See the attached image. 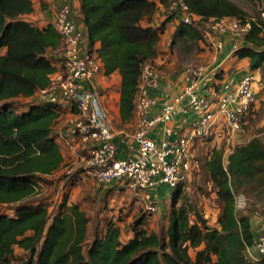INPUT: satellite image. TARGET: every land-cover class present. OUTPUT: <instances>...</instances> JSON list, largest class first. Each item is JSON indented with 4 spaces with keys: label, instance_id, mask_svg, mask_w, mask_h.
<instances>
[{
    "label": "trees",
    "instance_id": "obj_1",
    "mask_svg": "<svg viewBox=\"0 0 264 264\" xmlns=\"http://www.w3.org/2000/svg\"><path fill=\"white\" fill-rule=\"evenodd\" d=\"M170 1H81L90 48L99 44L95 50L106 75L121 76L122 122L134 119L142 68L154 65L166 24L177 16L154 24L157 12L161 7L169 9ZM183 1L199 21H179L174 38L205 39V24L212 19L250 23L233 57L246 59L251 71L264 72L262 18L248 17L231 0ZM33 12V0H0V264H264V257L254 259L249 254L256 249L257 232L237 207V196L264 174L263 139L236 148L226 162L223 150H212L205 168L220 205L214 228L201 215L195 213L191 222L186 209L174 207L166 234L152 231L148 222L153 213L146 209L147 214L134 221L127 242L112 221L89 241V216L79 204L68 203L70 191L54 213L33 201L39 183L64 164L56 129L66 114L58 104L35 98L57 69L50 51L63 52V44L52 23L39 28L26 19ZM218 76L222 79L224 72ZM185 183L173 188V203ZM16 247L28 253L25 261L17 259Z\"/></svg>",
    "mask_w": 264,
    "mask_h": 264
},
{
    "label": "built area",
    "instance_id": "obj_2",
    "mask_svg": "<svg viewBox=\"0 0 264 264\" xmlns=\"http://www.w3.org/2000/svg\"><path fill=\"white\" fill-rule=\"evenodd\" d=\"M169 11L186 24L199 21L183 0H171ZM52 26L63 44V61L50 75L48 85L36 92L35 98L58 104L68 113L67 145L71 159L75 157L80 162L92 181L125 187L141 197L151 213L157 211L155 191L158 188H176L188 180L195 160L196 140L222 131L229 135L244 133L248 118L258 104L256 85L259 80L254 73L236 84L230 76L219 79L218 67L201 63L185 69L187 85L163 107L158 117L151 118L149 111L155 100L148 90L159 83L162 72L151 63L145 64L136 108L139 123L135 133L127 139L134 156L118 158L108 114L99 94L88 88L104 70V64L96 50L90 48L86 31L77 25L70 3L61 7ZM205 26L213 34L212 46L217 51L224 47L222 35L230 33L243 42L251 29L250 23L228 17L212 19ZM238 47H234L230 56ZM211 80L215 82L209 86ZM181 107L194 118L187 129L178 133L170 124ZM161 124L165 125V137L161 141L150 138V131ZM255 248L264 257V234L257 237Z\"/></svg>",
    "mask_w": 264,
    "mask_h": 264
},
{
    "label": "rangeland",
    "instance_id": "obj_3",
    "mask_svg": "<svg viewBox=\"0 0 264 264\" xmlns=\"http://www.w3.org/2000/svg\"><path fill=\"white\" fill-rule=\"evenodd\" d=\"M231 1L246 11L248 17L252 19L262 18L264 20V0ZM209 47L208 38L196 41L186 36H178L174 38V45L171 47V51L173 50L176 53L172 52L175 55L170 61L175 60V65L183 69L201 63H208L204 60V55L205 52L211 51ZM236 60L238 59L236 58ZM238 61L236 64L240 65L242 69L246 67L245 64L243 66ZM241 73L239 70L234 69L230 78L235 80L241 76ZM254 74L259 80L256 85L258 104L255 107V111L248 118L245 132L229 135L227 131H222L220 134L217 132L210 137L196 140L193 149L195 160L188 180L183 187L182 194L175 204L172 200L175 196L173 188L169 189L166 186L160 188L161 199L155 195L158 203L157 211L149 215L151 217L150 222H148L150 230L166 234L169 218L174 207L186 209L191 222L196 220L197 214L207 220L210 227L214 228L217 226L220 205L205 164L213 149L223 150L226 162L227 157L236 148L245 146L254 138L264 140V72L259 71ZM214 104H216V101ZM70 155L66 156L65 165L62 166L58 173L46 177L45 180L39 183V195L33 201L36 204L47 206L49 211L54 213L57 211L64 193L70 191L68 203L79 204L89 216V241L93 240L96 233H103L106 224L112 221L121 228L122 240L127 242L133 235L132 225L134 221L142 214H147L146 202L116 183L114 184L115 187L108 192H106L107 188L105 186L113 183L98 184L89 180L88 177H85L80 184L72 185L71 181L75 178L77 169L71 167L73 165H71L72 159ZM71 186H74L73 189H70ZM122 187L123 189H120ZM237 207L240 216H248L250 218L253 227L256 229L257 236L264 234V174L256 180L255 184L247 186L244 192L237 196ZM8 213L13 215L10 211ZM15 253L20 261H25L29 256L28 253L18 247H16ZM191 254L194 255V250H191ZM254 254L256 258H261L257 250H255Z\"/></svg>",
    "mask_w": 264,
    "mask_h": 264
},
{
    "label": "crops",
    "instance_id": "obj_4",
    "mask_svg": "<svg viewBox=\"0 0 264 264\" xmlns=\"http://www.w3.org/2000/svg\"><path fill=\"white\" fill-rule=\"evenodd\" d=\"M81 1L82 0H33L34 12L27 15L26 19L32 22L35 26L43 28L47 24L54 22L61 7L68 2L72 6L77 25L86 31L81 20ZM171 14L172 13L169 9L161 7L154 18V24L157 25L163 22ZM178 25L179 19L177 16L167 22L165 32L162 35L160 42V48L162 47V49L159 48V54L154 60V65L161 70L162 76L159 83L148 90L149 95L155 100V105L149 111L151 118L158 117L161 114L163 107L171 102L174 97L177 96L187 85L186 75L184 72L185 68L183 69L176 66L175 60L170 61L175 55L172 52L176 53L173 50L171 51V47L174 45V36ZM212 35V33L206 30L205 38H208L209 48L211 49L210 52H205L204 55V60H206L208 64L213 67H218V70L224 72V76L232 75V71L234 69L242 72L241 76L234 80L235 82H239L244 76L250 73L259 72L258 70L250 71L248 65L249 63L246 59L238 61L236 58H233V55L230 56L234 47L241 44V41H239L233 34L229 33L221 36L224 42V47L221 51H217L212 46ZM167 44L168 46L166 47ZM98 47L99 44H96L94 49ZM50 54L57 59V67H60L63 61L62 50L58 49L50 51ZM237 61L239 64H243V66L245 64L247 68L245 67L242 69L240 65L236 64ZM214 82V80H211L208 85L212 86ZM121 84L122 80L118 72L106 75L103 70L88 84V88L99 94L100 102L108 114L109 122L115 134V142L118 147L117 157L126 158L134 156V154L130 153L129 146L127 145V139H129L137 130L139 117L136 113L131 122H122L120 115ZM67 118L68 113H66L63 119H61L62 121L56 129V133L59 136L58 144L64 157L63 165H65L66 156L72 154L67 145V139L69 137V125L67 123ZM192 118H194V115L184 112V107H181L178 115L170 125L178 133H182L184 129H187ZM164 130L165 125H158L150 131L149 137L161 141L165 137ZM71 165H73L71 167L77 169L76 176L73 178L75 185L83 182L85 177L89 178L87 171L83 168L80 162L76 161L75 157H72ZM89 180L91 179L89 178ZM114 184L115 183L112 185H106V192L114 188ZM73 187L74 186H71L70 189H73ZM155 195L161 199L162 195L160 188L155 191ZM255 250L256 249L249 251L250 256L254 259H256L254 254Z\"/></svg>",
    "mask_w": 264,
    "mask_h": 264
}]
</instances>
